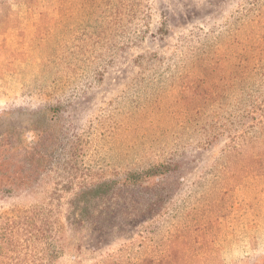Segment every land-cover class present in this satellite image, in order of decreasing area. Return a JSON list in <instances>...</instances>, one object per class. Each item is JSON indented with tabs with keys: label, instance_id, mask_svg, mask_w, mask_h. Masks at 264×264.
Segmentation results:
<instances>
[{
	"label": "rangeland",
	"instance_id": "obj_1",
	"mask_svg": "<svg viewBox=\"0 0 264 264\" xmlns=\"http://www.w3.org/2000/svg\"><path fill=\"white\" fill-rule=\"evenodd\" d=\"M0 233L36 264H264V0H0Z\"/></svg>",
	"mask_w": 264,
	"mask_h": 264
},
{
	"label": "trees",
	"instance_id": "obj_2",
	"mask_svg": "<svg viewBox=\"0 0 264 264\" xmlns=\"http://www.w3.org/2000/svg\"><path fill=\"white\" fill-rule=\"evenodd\" d=\"M166 171H168V167L165 164L158 165L142 172L131 173L122 178L120 181L117 179L104 180L93 184V186L87 189L79 190L71 199L72 207L67 216L69 224L75 226L81 224L83 222L84 212L88 209L90 203L99 197H104L109 190H111L113 183H142L144 180L151 179L159 174H164ZM4 242L9 244V249L13 252V254L5 251L3 246ZM23 245L25 247V251H20L19 239L8 240V238L4 237L3 233H0V255L4 257L2 260L0 259V264H36L32 259L34 258L32 251L27 250L30 246L29 239L28 241H25ZM54 252L55 254H58L60 250L56 249Z\"/></svg>",
	"mask_w": 264,
	"mask_h": 264
}]
</instances>
